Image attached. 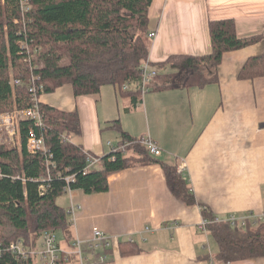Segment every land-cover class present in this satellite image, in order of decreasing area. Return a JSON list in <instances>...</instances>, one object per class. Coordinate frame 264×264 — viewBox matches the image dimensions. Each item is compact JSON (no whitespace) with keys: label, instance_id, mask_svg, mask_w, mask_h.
I'll return each mask as SVG.
<instances>
[{"label":"crops","instance_id":"0c3cea01","mask_svg":"<svg viewBox=\"0 0 264 264\" xmlns=\"http://www.w3.org/2000/svg\"><path fill=\"white\" fill-rule=\"evenodd\" d=\"M147 17V35H155L149 66L164 75L160 81L175 74L173 87L123 96L103 85L75 96L66 83L39 101L77 112L80 130L72 141L96 157L109 152L115 133L113 145L122 132L151 138L161 151L156 159L183 168L195 203L172 194L159 163L125 168L108 176L106 191L75 190L72 202L80 208L71 220L73 241L89 239L94 228L112 236L104 264H264V255L215 261L216 244L199 228L202 207L218 217L264 216V75L238 78L248 57L264 54V37L226 53L217 80L203 86H185L186 69L158 66L169 56L209 53L210 20L232 19L239 37L264 34V0H150ZM121 241L138 247L121 254L115 245Z\"/></svg>","mask_w":264,"mask_h":264},{"label":"trees","instance_id":"16d2710c","mask_svg":"<svg viewBox=\"0 0 264 264\" xmlns=\"http://www.w3.org/2000/svg\"><path fill=\"white\" fill-rule=\"evenodd\" d=\"M22 1H26L27 9H22ZM149 1L0 0V114L32 105L28 89L31 76L36 78L38 99L66 83L72 86L75 96L98 93L103 85H112L123 96H138L141 66L147 62L151 46L147 36ZM208 31L209 53L169 56L158 66L168 62L178 71L186 69L185 86H203L217 80V66L226 53L264 37H239L232 19L210 20ZM31 54L37 57L30 58ZM261 75L264 54L248 57L238 72L239 79ZM11 76L20 83L11 84ZM159 76L164 75L157 73L152 79V90L174 86L175 74L166 75L162 81L157 80ZM38 105L44 125L38 128L33 120L22 119L20 144H0V264H34L33 255L17 258L10 253L8 244L20 239L28 247L39 248L44 231L54 232L59 247L62 243L72 248V216L67 213L71 201L66 206L58 202L61 195H67V176L74 175V181L68 184L73 190L87 194L103 192L108 189L109 175L155 162L161 165L172 194L186 203H195L176 165L156 159L139 138L124 132L114 145L116 151L98 157L97 167L84 173L88 152L71 140L80 130L77 112L63 111L40 101ZM30 128L43 135L52 154L54 165L48 171L44 154L30 156L27 152ZM42 184L44 190L39 188ZM201 214L208 221L206 232L217 247L212 257L215 261L264 255V216L247 218L244 225H231L225 220L216 221L217 216L205 207ZM115 245L121 254L127 253L126 248L136 251L138 247L129 241ZM110 249L93 252L94 264L99 263L101 255L108 256ZM202 257L207 259L210 255L205 253Z\"/></svg>","mask_w":264,"mask_h":264},{"label":"built area","instance_id":"2783aa9c","mask_svg":"<svg viewBox=\"0 0 264 264\" xmlns=\"http://www.w3.org/2000/svg\"><path fill=\"white\" fill-rule=\"evenodd\" d=\"M22 9H27L28 5L26 1L21 2ZM150 37H153L154 34H149ZM35 54H31L30 58H36ZM148 67V69H147ZM149 62H147L141 66V79H140V92L144 94L150 90L148 84L151 82L152 78L157 75V70L150 68L149 69ZM35 77H31V85L29 87V91L31 93L30 100L32 105L30 107L24 109H15L8 113H1L0 114V131L5 129V133L10 134L12 137L15 133L19 136V122L22 119H31L34 122L36 127H42L44 124L43 122V115L40 112L39 105H38V96L37 91L38 87L35 85ZM20 80H13L12 84H19ZM127 86H124L126 89ZM140 142L146 147L148 152L153 155L157 156L160 154V149L149 137H143L140 139ZM109 145V152L116 151V147L111 143L107 142ZM123 147V146H121ZM26 148L27 152L30 156H34L36 154H44L45 155V163L47 167V171L49 167H53V161L51 160L52 154L49 152L48 148L44 144V137L40 133H37L34 128H30L28 130V136L26 140ZM86 158V167L84 169V173L90 170L93 167H97L99 164V158L96 156H92L91 154L87 153ZM178 172H182L183 168H177ZM1 176V173H0ZM23 179V178H22ZM24 181V179H23ZM66 191L67 195L70 199V206L67 209V213L70 214L72 217L74 216L75 211L80 208L79 204L72 202V197L75 194V190L69 187V182L74 181V175L66 177ZM40 190L45 189V185H40ZM249 217H237L235 215H228L227 217H216V221H227L231 225L238 224L244 225L246 219ZM208 221L203 218L199 223V228L202 231H206V224ZM42 240L40 242L39 248H31L26 246L22 240L20 239H13L8 244V249L10 253L15 255L17 258L20 259H28L30 256H34L40 264H69L72 259L76 260V264H94L92 253L98 250H103L105 248H110L112 245L113 237L104 233L103 231L94 228L92 230V235L87 240L82 239H74L72 242V249L66 250L59 247L58 242L56 240V236L52 231H44L42 232ZM86 250V252H85ZM106 257L101 255L99 257V263L105 262ZM211 264V263H210Z\"/></svg>","mask_w":264,"mask_h":264},{"label":"rangeland","instance_id":"374dc122","mask_svg":"<svg viewBox=\"0 0 264 264\" xmlns=\"http://www.w3.org/2000/svg\"><path fill=\"white\" fill-rule=\"evenodd\" d=\"M148 38L150 39L151 37L149 36V34L147 35ZM155 36V35H154ZM153 36V37H154ZM151 40V39H150ZM146 63V62H145ZM143 63V65L145 64ZM150 68H153V67H149ZM148 69V67H147ZM153 69H157V68H153ZM164 71V70H163ZM12 78V76L10 77V79ZM153 79V78H152ZM152 81V80H151ZM151 83V82H150ZM150 83L148 84V86L150 87ZM113 135V133H112ZM11 135L10 134H7L5 133V129L3 131H0V144H6L8 146H18L20 144V138L18 135H16V133L10 137ZM71 140H73L72 136H71ZM109 140L110 142L114 141L116 142L117 138H116V133L114 136L112 137H109ZM111 142V143H112ZM113 144V143H112ZM58 202L62 205V206H66L68 204V199H67V195L66 194H63L59 197L58 199ZM210 237V236H209ZM213 241V240H212ZM211 241V243H212ZM212 246H213V243H212Z\"/></svg>","mask_w":264,"mask_h":264},{"label":"bare ground","instance_id":"6f19581e","mask_svg":"<svg viewBox=\"0 0 264 264\" xmlns=\"http://www.w3.org/2000/svg\"><path fill=\"white\" fill-rule=\"evenodd\" d=\"M31 77H33V76H31ZM13 80H19V79H14L13 77L10 79V83L12 84V81ZM13 85H15V84H13ZM29 87H30V85H29ZM29 87H28V89H29Z\"/></svg>","mask_w":264,"mask_h":264}]
</instances>
